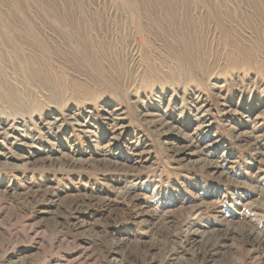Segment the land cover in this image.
<instances>
[{"label": "rangeland", "instance_id": "1", "mask_svg": "<svg viewBox=\"0 0 264 264\" xmlns=\"http://www.w3.org/2000/svg\"><path fill=\"white\" fill-rule=\"evenodd\" d=\"M0 264H264V0H0Z\"/></svg>", "mask_w": 264, "mask_h": 264}, {"label": "bare ground", "instance_id": "2", "mask_svg": "<svg viewBox=\"0 0 264 264\" xmlns=\"http://www.w3.org/2000/svg\"><path fill=\"white\" fill-rule=\"evenodd\" d=\"M162 122V124L164 125V124H166V125H168V123H165L163 120L161 121ZM172 126V125H171ZM160 127V126H159ZM197 162V161H196ZM207 162V161H206ZM201 163V162H200ZM202 164H203V162H202ZM206 164V163H205ZM213 165V164H212ZM203 166V165H202ZM52 202L54 201V200H51ZM82 202V201H81ZM73 206H74V209H75V211H77V212H79V211H81L82 210V205L83 204H80L79 202H77V203H73L72 204ZM77 215V214H76ZM73 224V223H72ZM238 230V229H237ZM206 232V231H205ZM204 232V233H205ZM209 232V231H208ZM244 233V232H243ZM253 233V232H252ZM166 234V233H165ZM212 234H213V232H212ZM212 234H210V232L209 233H207L206 232V234L205 235H202L201 234V236H199V237H196V238H192V239H190V243H191V245L193 246V247H195V249H196V251H195V253H196V255H198V256H201V255H204L205 253H214L215 252V250H216V248H215V244H213V242L215 241L214 239L215 238H217L218 237V239L220 238L219 236H213ZM246 235V234H245ZM256 235V234H255ZM167 236V235H166ZM247 238H251V234L250 233H248L247 235ZM254 236V235H253ZM252 236V237H253ZM256 237V236H255ZM257 239V237L255 238V240ZM260 239V238H259ZM258 239V240H259ZM214 240V241H213ZM252 240V239H251ZM254 240V239H253ZM251 242V241H250ZM259 243V242H258ZM214 245V246H213ZM177 249V248H176ZM214 250V251H213ZM203 251H205V253L203 252ZM125 254V253H124ZM131 254V253H130ZM140 255V254H139ZM138 256V255H137ZM136 258V257H135Z\"/></svg>", "mask_w": 264, "mask_h": 264}]
</instances>
